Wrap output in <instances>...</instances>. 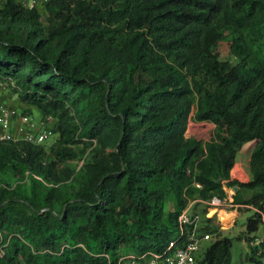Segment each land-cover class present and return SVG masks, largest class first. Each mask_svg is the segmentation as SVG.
Here are the masks:
<instances>
[{
	"label": "trees",
	"instance_id": "16d2710c",
	"mask_svg": "<svg viewBox=\"0 0 264 264\" xmlns=\"http://www.w3.org/2000/svg\"><path fill=\"white\" fill-rule=\"evenodd\" d=\"M44 8L46 23L40 9L0 4V80L58 134L49 151L0 142V173L14 180L0 186V264L163 253L191 203L227 198L224 181L238 188L234 206L255 211L250 244L264 216V0ZM224 42L226 61L217 53ZM190 120L215 125L214 139L188 138ZM81 144V156L93 148L73 168ZM236 164L248 183L231 180ZM214 217L202 228L212 244L195 264H232L231 239L211 227Z\"/></svg>",
	"mask_w": 264,
	"mask_h": 264
},
{
	"label": "rangeland",
	"instance_id": "374dc122",
	"mask_svg": "<svg viewBox=\"0 0 264 264\" xmlns=\"http://www.w3.org/2000/svg\"><path fill=\"white\" fill-rule=\"evenodd\" d=\"M45 8H40V12L43 13V21L46 23V12ZM217 53L220 54L221 60H228L229 59V52H228V43L224 42L220 44L217 48ZM0 103L8 105L12 108L17 109L22 113H27L28 111L31 112V115L38 124H41L44 120V116L35 108L31 106L24 105L21 101L19 96L14 93L11 89H8L5 92L0 93ZM51 126L54 127V123H51ZM217 131L216 126L211 123H197L193 120H190L186 136L188 138H193L198 141L202 142H209L214 139L215 132ZM58 140V134L54 132L53 137L44 144L47 151H49L52 147L55 146ZM85 148L84 145H80L79 147H74V150L77 151L78 156L70 161V165L73 168L81 167L84 165L85 159L89 157V152L93 148H89L88 151L84 156H81L80 151ZM233 176L240 178L243 183L249 182V176L246 171L239 165L233 169ZM2 180H8L10 183H14V180L9 177L6 173H0V186ZM236 180V179H234ZM234 188H229L228 193L230 195H234L235 191ZM174 201L170 199L167 203V208H172ZM255 211L251 208L241 207L239 208H230L225 207L223 209H216L213 207H208L205 204H198L194 203L192 209L190 210L191 215H199L201 218L200 221V228L201 234H210V239L207 241H203L201 244V250L197 254V258H203L207 249L211 246L213 235L208 231H202V228H205L207 223H209V219L213 218V221L210 223L211 227H219L223 230L224 235L231 239L232 242V264H256L254 261L260 259L264 262V256L261 257V254H264V231L263 227H260V230L257 234L254 235V240L251 243H247L246 239L247 235V223L250 218L254 216ZM204 230V229H203ZM256 252V253H255ZM254 260V261H252Z\"/></svg>",
	"mask_w": 264,
	"mask_h": 264
},
{
	"label": "built area",
	"instance_id": "2783aa9c",
	"mask_svg": "<svg viewBox=\"0 0 264 264\" xmlns=\"http://www.w3.org/2000/svg\"><path fill=\"white\" fill-rule=\"evenodd\" d=\"M4 1L6 0H0V4ZM52 1L54 0H16L26 10L44 8ZM12 86L14 83L11 80H0V93L7 91ZM51 121V118H47L38 124L31 115L0 103V142H25L37 146L43 145L54 135ZM233 172L232 170L231 180L243 183L240 178H234ZM223 183L224 189L228 193L229 188L226 187L228 182L224 181ZM196 186L201 187L200 185ZM233 196L227 194V198L224 200L214 197L205 204L220 210L225 207H233ZM193 205L194 203H191L179 216V237L170 243L166 251L163 253L147 252L141 255L131 253L122 257L118 264L124 262L130 264H195L202 242L209 240L211 236L207 233L201 234L200 216L190 214ZM234 208H239V206H234ZM262 227L264 231V216Z\"/></svg>",
	"mask_w": 264,
	"mask_h": 264
},
{
	"label": "water",
	"instance_id": "95a60500",
	"mask_svg": "<svg viewBox=\"0 0 264 264\" xmlns=\"http://www.w3.org/2000/svg\"><path fill=\"white\" fill-rule=\"evenodd\" d=\"M234 191H235V194H236L237 191H238V188L237 187H234Z\"/></svg>",
	"mask_w": 264,
	"mask_h": 264
}]
</instances>
